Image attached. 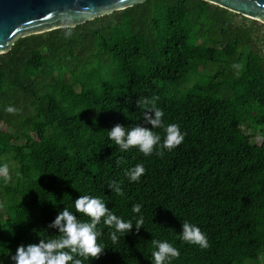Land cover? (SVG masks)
<instances>
[{
	"label": "trees",
	"instance_id": "1",
	"mask_svg": "<svg viewBox=\"0 0 264 264\" xmlns=\"http://www.w3.org/2000/svg\"><path fill=\"white\" fill-rule=\"evenodd\" d=\"M263 46L264 22L205 0L19 38L0 264H264Z\"/></svg>",
	"mask_w": 264,
	"mask_h": 264
},
{
	"label": "water",
	"instance_id": "2",
	"mask_svg": "<svg viewBox=\"0 0 264 264\" xmlns=\"http://www.w3.org/2000/svg\"><path fill=\"white\" fill-rule=\"evenodd\" d=\"M147 0H0V55L19 38L75 27ZM264 22V0H205Z\"/></svg>",
	"mask_w": 264,
	"mask_h": 264
},
{
	"label": "rangeland",
	"instance_id": "3",
	"mask_svg": "<svg viewBox=\"0 0 264 264\" xmlns=\"http://www.w3.org/2000/svg\"><path fill=\"white\" fill-rule=\"evenodd\" d=\"M262 53H264V46L262 47ZM205 72H206V68H202L200 69V71L198 73H196L195 75H192V77H190V81L191 80H198V79H205Z\"/></svg>",
	"mask_w": 264,
	"mask_h": 264
}]
</instances>
